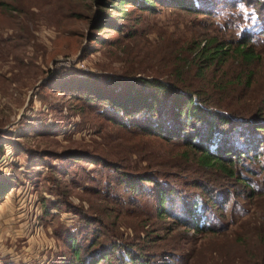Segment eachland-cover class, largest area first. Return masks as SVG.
Returning a JSON list of instances; mask_svg holds the SVG:
<instances>
[{
    "label": "rangeland",
    "instance_id": "rangeland-1",
    "mask_svg": "<svg viewBox=\"0 0 264 264\" xmlns=\"http://www.w3.org/2000/svg\"><path fill=\"white\" fill-rule=\"evenodd\" d=\"M99 2L0 5V174L16 178L0 203V264H72L71 238L99 254L111 245L140 249L148 264H264V144L230 178L199 167L182 145L119 129L59 91L61 82L78 75L169 76L177 63L172 51L204 39L234 49L240 28L256 24L253 9L242 3L238 10L220 7L198 15L156 6L148 14L124 6L129 14L119 21L134 36L105 29L97 33L101 43L90 46ZM252 29L247 48L259 56L255 63L232 56L201 80L193 69L184 74L212 94L216 108L226 106L228 115L248 121L264 116V35ZM82 151L124 158L133 173L169 180L181 196L191 194L212 229L183 226L177 209L159 216L149 195L153 184L131 196L111 183L102 166L69 164L61 156ZM199 183L206 189L194 188Z\"/></svg>",
    "mask_w": 264,
    "mask_h": 264
},
{
    "label": "trees",
    "instance_id": "trees-1",
    "mask_svg": "<svg viewBox=\"0 0 264 264\" xmlns=\"http://www.w3.org/2000/svg\"><path fill=\"white\" fill-rule=\"evenodd\" d=\"M6 1L15 0H1L0 5H8ZM242 3L253 9L256 19L253 26L258 28V35H264V0H100L98 12L93 19V32L96 34H90L89 45L101 43L97 33L105 29L117 32L124 38L134 36V29L126 30L119 21L129 14L124 6H131L134 10L148 14H153L156 6H160L202 15L211 14L220 7L238 10ZM235 20L233 18L232 21ZM253 26L240 28L241 42L234 49L216 38H210L191 43L185 50L172 51L177 61L172 75H78L61 82L59 91L83 101L119 129L176 142L185 147L186 152L193 153L199 167L235 178L236 165L250 152H257L261 148L259 144H264V138L261 137L264 132V121L261 122L264 116L255 115L248 121L228 115L225 110L228 107L216 108L212 94L203 87L188 83L184 74L193 69L194 78L201 80L207 72L219 70L232 56L242 59L248 65L255 63L259 56L247 48L254 37ZM88 52L89 48L83 52V56ZM235 141H239V144L241 142L244 147H237ZM185 154L183 157L188 156ZM61 156L69 164L86 162L102 166L108 170L111 183L123 187L131 196L143 194L147 188L145 184H153L154 188L147 190L155 201L159 216L172 215L177 209L182 216L183 221L180 222L183 226L187 225L196 231L212 229L207 223L209 218L204 216L205 211H197L196 201L191 194L186 199L187 196H181L177 191L179 188H174L169 180H161L157 175L129 171L124 158L105 159L83 151L67 152ZM15 182L14 176L3 177L0 174V203L15 187ZM194 188L205 190L206 186L199 183ZM203 217L206 220L201 222ZM75 241L71 238L68 245L73 256L72 264H148L146 255L140 249L134 251L127 246L111 245L108 250L101 248L104 250L99 254L96 251L82 250ZM93 253L95 254L92 255ZM115 259L117 263L112 261Z\"/></svg>",
    "mask_w": 264,
    "mask_h": 264
}]
</instances>
